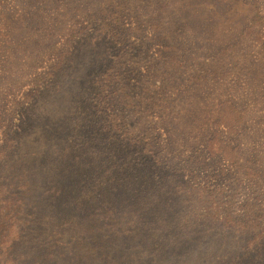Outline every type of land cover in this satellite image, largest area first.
<instances>
[{
    "label": "rangeland",
    "instance_id": "rangeland-1",
    "mask_svg": "<svg viewBox=\"0 0 264 264\" xmlns=\"http://www.w3.org/2000/svg\"><path fill=\"white\" fill-rule=\"evenodd\" d=\"M14 187L19 264H264V0H0Z\"/></svg>",
    "mask_w": 264,
    "mask_h": 264
},
{
    "label": "trees",
    "instance_id": "trees-1",
    "mask_svg": "<svg viewBox=\"0 0 264 264\" xmlns=\"http://www.w3.org/2000/svg\"><path fill=\"white\" fill-rule=\"evenodd\" d=\"M128 181L141 183V181H144V178H128ZM19 188L28 189V186H25L23 184L22 186H19ZM10 194L12 201L9 202L8 205L11 206V209L4 211L0 208V264H19L22 257L26 258L25 256H21L19 258L18 256V254L20 253L19 251L22 250L21 247L23 244L21 242V236L23 232H25V227L27 225H28L27 231H30L32 228H34L33 223H38V220H36L31 214L29 216L28 214L24 216L23 213H27L25 208L27 210L29 208L30 211V206L26 205L25 200H20L17 198L15 187L11 188ZM12 202L15 203L12 204ZM0 204H1V198H0ZM225 220L227 221L230 220V223L231 224L233 223L232 217H230L229 215L226 216ZM237 223L238 222H235L236 225H239ZM62 226L63 224H61L58 228H56L55 231L54 230L51 231V233L49 234L50 239H52L53 236L59 235V230H62L61 229ZM244 229L245 226H243V230ZM13 230L16 232L14 233V236H13ZM11 236L13 237L10 238ZM251 241L252 243L253 241H258L259 243L254 245L252 249L246 246L245 255H248L249 253L255 254L257 250H264L262 249L264 248V228L262 229L260 228V230H257V236L252 238ZM36 257L38 258L37 255ZM37 258H34V260L38 261ZM36 261L35 264L37 263Z\"/></svg>",
    "mask_w": 264,
    "mask_h": 264
}]
</instances>
